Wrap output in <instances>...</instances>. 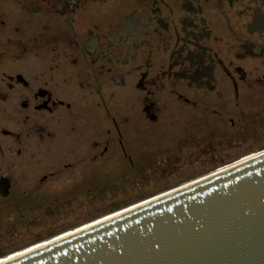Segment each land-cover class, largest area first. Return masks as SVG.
<instances>
[{"label":"flooded vegetation","instance_id":"1","mask_svg":"<svg viewBox=\"0 0 264 264\" xmlns=\"http://www.w3.org/2000/svg\"><path fill=\"white\" fill-rule=\"evenodd\" d=\"M163 115L264 147V0H0V199L60 197L35 162L98 165L101 125L136 165L125 134Z\"/></svg>","mask_w":264,"mask_h":264},{"label":"rangeland","instance_id":"2","mask_svg":"<svg viewBox=\"0 0 264 264\" xmlns=\"http://www.w3.org/2000/svg\"><path fill=\"white\" fill-rule=\"evenodd\" d=\"M182 120L163 115L156 123L142 125L134 140H128L125 134L124 142L129 146L143 147L134 154L136 165L126 160L117 148V136L112 140L102 125L97 140L98 165L38 166L35 162V180L52 171L61 172L40 191H58L62 186L65 193L31 202L14 197L0 199V260L264 151V147L253 145L252 137H257L255 126L243 124L240 130L228 133L231 125L227 119L222 124H215L211 117L196 119L195 123L192 119ZM213 129L220 133L210 134L208 131ZM107 140L114 142L115 150L112 155L101 156ZM72 160L75 162L74 156L67 151L66 163ZM92 182L96 185L91 186Z\"/></svg>","mask_w":264,"mask_h":264},{"label":"water","instance_id":"3","mask_svg":"<svg viewBox=\"0 0 264 264\" xmlns=\"http://www.w3.org/2000/svg\"><path fill=\"white\" fill-rule=\"evenodd\" d=\"M1 264H264V151Z\"/></svg>","mask_w":264,"mask_h":264},{"label":"bare ground","instance_id":"4","mask_svg":"<svg viewBox=\"0 0 264 264\" xmlns=\"http://www.w3.org/2000/svg\"><path fill=\"white\" fill-rule=\"evenodd\" d=\"M135 206H136V205H135ZM135 206H133V207H135ZM137 206H138V205H137ZM133 207H130V208H133ZM125 210H128V208L125 209ZM125 210L120 211V212H124ZM120 212H118V213H120ZM118 213H115V214H118ZM115 214H112V215H110V216H108V217H105V218H103V219H100V220H98V221H96V222H100V221H102V220H105V219H107V218H110L111 216H114ZM96 222H94V223H96ZM94 223H91V224H94ZM91 224L86 225V226H84V227L90 226ZM84 227H81V228H84ZM81 228H78V229H76V230H73V231L67 232V233H65V234H62L61 236H59V237L56 238V239L63 238L64 236H67V235L71 234L72 232H76L77 230H80ZM53 240H55V239H53ZM53 240H51V241H53ZM51 241L37 244V245H35V246H33V247H30V248H28V249H26V250H24V251H22V252L20 251L19 253H16V254H14V255H12V256H9V257H7V258H4V259L0 260V264L3 263V262H6V260H10V259L15 258V257H17V256H20V255H22V254H24V253H26V252H30V251H32V250H35V249L39 248L40 246H43V245H45V244H47V243H49V242H51Z\"/></svg>","mask_w":264,"mask_h":264}]
</instances>
